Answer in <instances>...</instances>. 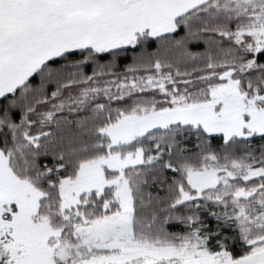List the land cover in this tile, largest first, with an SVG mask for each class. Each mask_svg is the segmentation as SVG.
Instances as JSON below:
<instances>
[{"label":"snow or ice","instance_id":"snow-or-ice-1","mask_svg":"<svg viewBox=\"0 0 264 264\" xmlns=\"http://www.w3.org/2000/svg\"><path fill=\"white\" fill-rule=\"evenodd\" d=\"M0 264H264V0H0Z\"/></svg>","mask_w":264,"mask_h":264}]
</instances>
